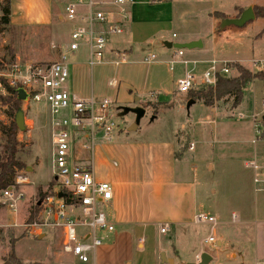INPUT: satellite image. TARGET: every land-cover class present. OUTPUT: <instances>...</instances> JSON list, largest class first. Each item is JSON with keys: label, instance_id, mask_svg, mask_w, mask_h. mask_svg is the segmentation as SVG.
I'll return each instance as SVG.
<instances>
[{"label": "rangeland", "instance_id": "obj_1", "mask_svg": "<svg viewBox=\"0 0 264 264\" xmlns=\"http://www.w3.org/2000/svg\"><path fill=\"white\" fill-rule=\"evenodd\" d=\"M65 1L55 2L54 27L23 28L0 33V73L16 61L22 65H37L50 64L58 60L59 48L68 44L74 26L64 22L63 18L58 19L63 15ZM126 1L128 2L127 24H131L132 19L134 21L135 18V21L142 23H155L161 19L159 15L152 13L153 8L149 5L150 3H145L146 1L143 3V0H132L133 3L130 0ZM248 2L264 6V0H210V2L209 0H170V8L166 11L171 16V27L165 34L169 40H173L171 39L173 33L178 39L184 36L183 33L186 31L203 28V36H207L203 40V57L216 60L242 59L245 62L232 63L242 65L253 74L264 73L250 63L252 60H264V34L260 35L264 27V19L254 18L252 22L249 21L248 26H231L229 28L231 30L217 31L213 36L208 31L211 24L205 12L216 11L228 16L237 7ZM165 3L163 1L160 6H168ZM133 9L135 15L132 14ZM218 18L219 16L216 17ZM139 28L141 27H135V31ZM154 43L150 46L151 48L146 46L144 50L149 52L152 49L154 54L162 51L160 40ZM236 75L237 71L231 70L228 77ZM0 80L6 81L2 76ZM201 86L200 78H198L192 90L200 89ZM6 96L7 92L0 82V98ZM189 101L193 102L187 108ZM197 101L188 99L187 93L175 92L168 101L156 103L157 105L151 98L141 97L140 101L131 103L130 107H127L143 106L145 108V114L136 127L141 132V139L169 138V128L171 129L177 155H185L187 159H190L188 161L194 163L198 169V211L215 219L214 224L198 222L179 229L169 227L165 234L158 231L155 236L156 242H159L157 246L153 243L155 231L151 227H142L135 235V242L137 243L142 237L143 244L134 264H166L160 261L161 253H164L167 259H172L173 264H190L198 261L203 252L211 255L217 253L215 250L241 252L243 259L238 255V261L242 260L244 264H255L261 261L257 260L259 247L255 244L252 227L241 223L239 205H242L243 199L254 210L258 200L264 197V193H253L251 173L244 168L246 161L254 160L262 163L264 157L262 131L260 135H256L254 129L256 124H263L264 81L256 79L248 84L243 91L240 105L235 109H230V101L217 102L211 108ZM116 108L115 106L113 111L109 110L110 120L116 125L114 131L132 130L131 134L134 135L136 133L133 127L135 116L128 113L120 117L121 110L119 113ZM19 110L24 114L25 128L17 129L16 139L19 146L16 157L23 163L24 168L15 173L14 183L19 180L17 192L22 199L17 202L16 214L8 212L4 205L0 207V249L4 251L2 262H5L12 250V245L16 242L14 253L22 260V262L19 260L22 264H54L53 259L48 258L46 254L49 251L61 253V231L38 225L39 217H42L41 210L36 219L30 223L37 226L28 228L24 226L29 208L36 203L41 205L43 201L40 200L41 195L51 196L53 192L59 191L54 181L52 168L49 112L44 104L25 102H21ZM14 117L15 114L10 116L8 107L0 104V153L4 150L5 142L2 128L8 126L10 122L14 123ZM234 211L237 214L235 220L232 219ZM210 236L214 241L206 243L205 240ZM107 240L103 242L104 246L96 250L94 264H129V261L121 259L120 254V251L125 250L128 244L123 242L118 249L111 246L112 242ZM220 240L221 245H217ZM233 258L234 256L230 260ZM216 264H225V262L219 259Z\"/></svg>", "mask_w": 264, "mask_h": 264}, {"label": "crops", "instance_id": "obj_2", "mask_svg": "<svg viewBox=\"0 0 264 264\" xmlns=\"http://www.w3.org/2000/svg\"><path fill=\"white\" fill-rule=\"evenodd\" d=\"M163 1L166 5L168 4L167 8L164 7L165 5L160 6ZM144 2L150 3L149 5L153 8L152 13L159 15L161 19L155 23H142L135 21V18V22L132 19L131 24L124 26L121 34H108L104 63L90 66L88 50L84 46L74 53H68L67 43L59 48L58 57L60 54L67 53L69 78L65 89L70 94L82 100L91 97L99 100L107 99L112 102L109 110L113 111L116 106V111L120 113L119 110L122 107H130L131 103L136 102V99L140 101L141 97H149L152 101L153 97H156V103L168 101L176 92V81L192 67L201 73L211 61L245 62L242 59L216 60L203 57V40L207 36H203L201 27L195 31L184 32V36L178 39L173 33L171 35L173 40H169L165 33H168L171 27V16L166 11L170 8V0L153 2L143 0ZM254 6L261 5L248 2L237 7L228 16L216 11L205 12L211 24L209 33L213 36L217 31L231 30L229 28L233 25H223V21L238 19L248 9L253 10ZM202 8L204 10L203 5ZM52 9L53 0H10V24L23 28L54 27ZM133 11L134 9L132 14ZM217 16H219L218 19H216ZM58 19L61 20L62 17ZM250 22L241 27L250 25ZM137 26L141 28L135 31ZM156 40H160L162 51H155L156 54H154L150 49L146 52L144 49L151 48L150 46L154 45ZM192 42L200 43L201 46L182 50V59L190 64L183 66L177 62L171 68L169 62L178 49L172 51L164 43ZM152 55L155 58L147 61ZM176 61L179 59L177 58ZM194 62L196 65H193ZM134 131L136 132L134 135L131 134L132 130L113 131L110 141L106 140L102 132L94 133L92 148L83 153L81 158L92 168L96 182L108 183L111 186V200L99 202L98 209L115 227L114 232L107 237V242L111 241V246L118 249L121 243L128 244L125 250L120 251V254L121 259L129 261V264L135 263L137 253L141 250L143 238H139L136 243L135 235L142 227H151L155 231L153 243L157 246L159 242H156L155 236L161 228L165 227L168 231L169 227L179 229L195 224V216L201 214L197 205V166L189 162L190 159H187L185 155H177L171 129L169 128V138L153 140L141 139V132L137 128ZM86 136L84 135L81 139H88ZM261 164H264V157ZM252 191L258 194L255 193L254 187ZM242 201H244L242 205H239L241 223L252 227L255 244L259 247L257 260L261 261L255 264H264V197L258 200L254 210L248 202L245 203L243 199ZM232 215V219L235 220L236 212H232ZM241 231L244 230L241 229ZM207 240H205L206 243ZM15 244L16 242L14 246ZM217 245H221V240L217 242ZM215 251L217 253L211 254L210 264H216L219 259L225 264L227 262L244 264L242 260L238 261V255L242 256L241 252ZM3 254V249H0V264H3ZM46 256L53 259L54 264H78L63 251L61 253L49 251ZM232 256L234 258L230 260ZM17 258L22 262L19 257ZM241 258L243 259V256ZM89 263L94 264V260L91 259Z\"/></svg>", "mask_w": 264, "mask_h": 264}, {"label": "built area", "instance_id": "obj_3", "mask_svg": "<svg viewBox=\"0 0 264 264\" xmlns=\"http://www.w3.org/2000/svg\"><path fill=\"white\" fill-rule=\"evenodd\" d=\"M127 4L126 0H66L61 17L66 23L74 25L66 45L68 53L77 52L84 46L88 50L90 66L104 63L107 35L121 34L128 22ZM182 57L183 51L177 50L169 62L171 68L177 62L183 66L190 64ZM154 58L152 55L147 61ZM177 58L179 61H176ZM230 63L211 61L201 73L194 67L186 70L184 76L176 81V92H189L197 84L198 78L202 86H214L218 76H229ZM250 63L258 71L264 72V60H252ZM0 74L9 86L25 91V103L44 104L49 112L54 181L59 187L58 192L65 193L67 197L59 199L58 192H53L41 205L38 204L42 212L38 225L59 229L63 253L78 263H89L115 227L98 209L99 202L111 200V186L96 182L92 168L81 158L84 151L92 148L94 133L100 131L107 141L111 140L116 128L110 120L112 102L93 97L82 100L65 89L69 78L67 53L60 54L58 60L50 64L22 65L16 61ZM153 102H157L156 97H153ZM254 129L255 134L260 135L262 124H256ZM84 135L88 139H81ZM244 168L252 174L255 193H264V164L249 160L244 163ZM17 184H20L19 180L14 186L0 191V207L4 205L8 212L14 214L17 212V202L22 199L17 192ZM195 222L214 224L215 219L198 214ZM24 226L35 227L37 224ZM160 233H167V228H161ZM213 241V237H210L207 243Z\"/></svg>", "mask_w": 264, "mask_h": 264}, {"label": "trees", "instance_id": "obj_4", "mask_svg": "<svg viewBox=\"0 0 264 264\" xmlns=\"http://www.w3.org/2000/svg\"><path fill=\"white\" fill-rule=\"evenodd\" d=\"M57 1L60 3L63 2V0ZM57 1L53 0V14L55 13V2ZM0 13V33H6L10 30L16 31L23 29V27L13 26L10 24V0H2V2H0ZM253 13L255 19H264V6H254ZM262 34H264V27L261 30L260 35ZM228 66L231 70L237 71V75L235 77L218 76L214 86L203 85L200 89L190 90L187 92L188 99L201 101L202 104L208 108L213 107L215 103L220 101L224 103H228L230 101V109H235L240 105L243 99V91L248 84L256 79L264 81V73L253 74L250 70L238 63H231ZM0 82L7 92V96L5 98H0V104L8 107V110H10V116L12 117L20 109L21 105V101L17 99V89L9 86L4 80H0ZM2 133L4 135L5 142L4 150L0 153V191L5 190L10 186H14L15 173L24 168L23 163H21L16 157L19 143L16 139L17 127L15 123L10 122L8 126L3 127ZM41 196L42 198L40 200H44L49 195ZM39 210H41V206L37 203L29 208V214L25 221L26 224H30L36 219ZM3 264H21L19 259L15 256L14 245H12V250Z\"/></svg>", "mask_w": 264, "mask_h": 264}, {"label": "water", "instance_id": "obj_5", "mask_svg": "<svg viewBox=\"0 0 264 264\" xmlns=\"http://www.w3.org/2000/svg\"><path fill=\"white\" fill-rule=\"evenodd\" d=\"M254 13L253 10L248 9L247 11H245L241 17H239L238 19H233V20H224L223 21V25H233L236 27H241L243 26L245 23L252 21L254 19ZM164 45L168 48V49H178V50H191L194 49L196 47L201 46L200 43L197 42H192V43H187V44H171V43H164ZM17 93V99L21 102H25L26 101V93L23 89L19 88L16 90ZM136 101H138V99H136ZM193 101H189L187 103V108H189L190 104H192ZM128 113H132L135 116V125L133 126L134 129L138 126L140 119L143 117V115L145 114V108L143 106H137L134 108H127V107H122L121 109V113H120V117H123L124 115L128 114ZM263 124H262V133H261V137H264V116H263ZM14 123L17 127L18 130H24V114L21 110H18L15 114L14 117ZM57 197L59 199H65L67 197V195L63 192H58L57 193ZM69 199H71V197H68ZM160 261L161 263H166V264H173V260L172 259H167L165 257L164 253L160 254ZM212 261V257L211 255H209L206 252H203L200 256L198 261H196L195 263H190V264H209Z\"/></svg>", "mask_w": 264, "mask_h": 264}]
</instances>
